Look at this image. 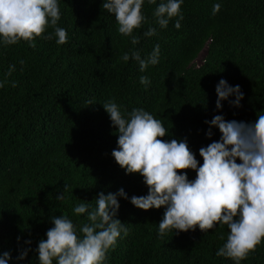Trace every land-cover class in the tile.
Segmentation results:
<instances>
[{
    "label": "trees",
    "instance_id": "obj_1",
    "mask_svg": "<svg viewBox=\"0 0 264 264\" xmlns=\"http://www.w3.org/2000/svg\"><path fill=\"white\" fill-rule=\"evenodd\" d=\"M101 3L59 0L57 26L68 35L63 45L56 44L49 27L34 48L25 41L0 48V252L10 250L13 257L17 236L20 246L31 239L34 249L51 227L52 215L86 223L72 212L80 200L94 206L98 192L120 188L129 197L147 193L142 177L126 175L111 156L117 136L101 105L109 99L122 111L144 108L161 119L171 138L187 137L201 162L198 149L211 142L204 135L206 119L223 114L226 120L254 121L264 114V0H184L179 30L173 27L175 18L159 28L152 15L157 5L146 0L147 23L136 30V45L118 34L114 16ZM214 3L221 4L215 15ZM150 26L157 34L144 37ZM157 43L159 63L144 72L135 61L120 59L132 49L146 56ZM10 64L15 71L6 76ZM140 76L151 83L140 84ZM221 78L240 86V108L223 102L215 111L214 88ZM213 132L212 139H218V130ZM184 171L195 177L194 171ZM64 186L65 198L56 200ZM119 203L117 218L128 233L108 253L106 264H233L215 255L226 239V225L159 236L163 207L145 211L123 199ZM20 264H37L35 253ZM241 264H264V240Z\"/></svg>",
    "mask_w": 264,
    "mask_h": 264
},
{
    "label": "clouds",
    "instance_id": "obj_2",
    "mask_svg": "<svg viewBox=\"0 0 264 264\" xmlns=\"http://www.w3.org/2000/svg\"><path fill=\"white\" fill-rule=\"evenodd\" d=\"M145 2L102 0L101 3V8L114 16L118 34L130 37L132 45L140 40L136 30L147 23L142 11ZM147 3L157 5L152 15L159 28H167L169 21L175 18L173 27L180 29L184 0H159V3L147 0ZM220 8V3H214L212 14L218 13ZM60 19L59 0H0V48L21 41L34 48L35 39L49 27L54 30L56 44L63 45L68 35L65 28L57 26ZM156 34L157 29L152 26L143 32L144 37ZM43 38L51 39L52 36L44 35ZM120 59L135 61L139 71L144 72L150 65L159 63L160 45L155 44L146 56L132 49ZM19 63L23 65L24 61L21 59ZM13 71L15 65L10 64L6 76ZM139 83L148 86L151 81L147 76H140ZM3 87L4 82H0V88ZM214 90L215 111H221L223 102L234 108L242 106L244 93L239 85L230 86L221 78ZM101 105L117 136L111 156L126 175L142 177L147 193L129 197L120 188L115 193L98 192L93 199L94 206L80 200L72 212L76 216L83 215L86 223H74L64 214L52 215L49 217L51 227L34 249L31 239H23V246H20L22 238L17 236V255L13 257L10 250L0 252V264H20L30 252L35 253L37 264H106L108 253L116 247L118 239L128 233L125 223L117 218L119 199L145 211L163 207L158 223L159 236L169 231L178 235L197 228L205 233L226 225V239L215 255L233 264L247 259L264 240V114H256L254 121L226 120L223 114L206 119L204 123L208 127L204 135L211 142L198 149L201 162L196 158L197 152L190 148L187 137L171 138L172 133L162 120L144 108L122 111L112 99ZM213 129L219 132L216 140L212 139ZM164 137L169 139H162ZM184 170L194 171L195 177L189 179ZM66 190L64 186L55 199L63 200Z\"/></svg>",
    "mask_w": 264,
    "mask_h": 264
},
{
    "label": "rangeland",
    "instance_id": "obj_3",
    "mask_svg": "<svg viewBox=\"0 0 264 264\" xmlns=\"http://www.w3.org/2000/svg\"><path fill=\"white\" fill-rule=\"evenodd\" d=\"M203 56H204V50H202V51L198 54V56L194 59V63H195L196 65H198V64L201 62Z\"/></svg>",
    "mask_w": 264,
    "mask_h": 264
}]
</instances>
